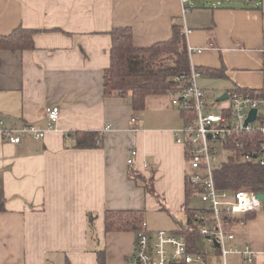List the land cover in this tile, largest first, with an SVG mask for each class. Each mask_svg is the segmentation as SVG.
Masks as SVG:
<instances>
[{
  "label": "crops",
  "instance_id": "crops-1",
  "mask_svg": "<svg viewBox=\"0 0 264 264\" xmlns=\"http://www.w3.org/2000/svg\"><path fill=\"white\" fill-rule=\"evenodd\" d=\"M176 21L192 30L187 46L203 49L191 65L225 67L224 77L198 78L207 96L264 87V0H0V34L39 30L33 49L0 50V264H100L98 250L105 264H126L135 231H107V210L184 211L189 164L174 133L183 114L166 95L138 111L130 96L103 93L114 27L131 26L134 43L150 46L171 38ZM53 106L60 114L49 128ZM27 124L45 136L12 143L1 131ZM78 130L100 131L103 145L66 147ZM150 179L156 195L144 188ZM88 212L97 214L96 233ZM232 228L264 264V210Z\"/></svg>",
  "mask_w": 264,
  "mask_h": 264
},
{
  "label": "built area",
  "instance_id": "built-area-1",
  "mask_svg": "<svg viewBox=\"0 0 264 264\" xmlns=\"http://www.w3.org/2000/svg\"><path fill=\"white\" fill-rule=\"evenodd\" d=\"M188 1L182 0V3ZM191 31L186 26L183 29L185 36ZM188 50L190 57L203 52L192 46ZM201 75L191 65L185 83L182 77H176L181 85L168 93L171 105L186 114L183 126L174 133L176 142L184 146L189 163L187 182L194 187L193 197L198 196L207 203L205 208H195L192 217L197 250H193L184 234L151 230L144 221L135 231L134 249L126 264H230V255L238 257L242 264L256 263L257 251L248 241H241L232 227L236 223L244 224L250 213L263 211L264 203L249 187L220 189L215 169L227 159L264 166V95L233 88L227 92L226 103L220 105V113H214V103L209 104L206 92L198 83ZM253 110H256L255 119L247 122ZM59 114V107L47 108L49 128L55 125ZM132 122L136 124L137 119L133 117ZM1 131L12 143L21 142L24 135L41 139L46 133V129L34 124ZM136 154L137 149L133 148L128 163H133ZM200 237L206 240L210 252L200 248Z\"/></svg>",
  "mask_w": 264,
  "mask_h": 264
},
{
  "label": "trees",
  "instance_id": "trees-1",
  "mask_svg": "<svg viewBox=\"0 0 264 264\" xmlns=\"http://www.w3.org/2000/svg\"><path fill=\"white\" fill-rule=\"evenodd\" d=\"M38 29L19 26L11 33L0 34V50L12 52L24 51L34 48V35ZM112 45L110 50V64L104 71V96L119 95L130 96L135 110H143L150 96L168 95V93L181 85L176 77H182L183 83L191 73V62L186 36L179 22L173 23V35L167 40L158 41L150 46H137L134 43L131 26H118L110 31ZM202 74L210 77H224L225 67L200 69ZM253 95H264V87L259 90H248ZM185 118V113L183 112ZM71 139V144L67 141ZM103 133L96 130H78L66 135V147L97 148L103 145ZM244 141H246L244 139ZM131 176L140 180L143 176L132 171ZM215 180L220 189H236L245 186L258 194H264V166L257 163H247L242 160L227 159L215 169ZM144 182L146 192L156 194L153 179ZM194 196V187L188 182L186 185V213L187 227L179 228L176 232L184 234L193 250L195 233L192 217L195 208L189 206ZM264 203V201H263ZM6 209V198L0 189V211ZM254 213H250V218ZM88 225L90 231L96 233L95 221L97 214L88 212ZM247 218V219H248ZM145 220L142 210H107L105 213V228L107 231H136ZM98 261L105 264L104 250H98Z\"/></svg>",
  "mask_w": 264,
  "mask_h": 264
},
{
  "label": "rangeland",
  "instance_id": "rangeland-1",
  "mask_svg": "<svg viewBox=\"0 0 264 264\" xmlns=\"http://www.w3.org/2000/svg\"><path fill=\"white\" fill-rule=\"evenodd\" d=\"M198 1H206V0H197V2ZM207 1L226 2L228 0H207ZM219 96L220 94H217L212 90L210 91L209 96H207L209 104L214 103L213 108H212V111L214 113H220V109H219L220 105L226 103L225 101H222L224 103H217L216 101L219 98ZM162 97L163 99H166L165 97H167L170 102L169 95L162 96ZM189 206L191 208L201 209V208L207 207V203L202 201L200 197L195 196V197H191ZM144 213H145L146 223L148 224V227L151 230L177 231L179 228L187 227V219H186L184 211L175 213V212H168L167 210L161 209L159 207L157 208L149 207L148 209L144 210ZM198 244L201 249L208 250L210 252V249L208 248L206 244V240L203 237H200L198 239ZM229 259H230V264H238L237 262L238 260L235 255H230Z\"/></svg>",
  "mask_w": 264,
  "mask_h": 264
},
{
  "label": "water",
  "instance_id": "water-1",
  "mask_svg": "<svg viewBox=\"0 0 264 264\" xmlns=\"http://www.w3.org/2000/svg\"><path fill=\"white\" fill-rule=\"evenodd\" d=\"M229 97L228 93H224L223 95H221L219 98H218V101H224V100H227ZM255 115H256V110H253L250 114V117L248 118L247 122L250 121V120H254L255 119ZM258 197L264 201V194L263 193H260L258 194Z\"/></svg>",
  "mask_w": 264,
  "mask_h": 264
}]
</instances>
